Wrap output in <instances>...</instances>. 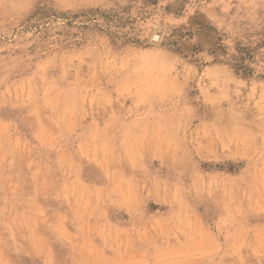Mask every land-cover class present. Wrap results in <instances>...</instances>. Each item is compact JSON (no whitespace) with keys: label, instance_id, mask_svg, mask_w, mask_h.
Segmentation results:
<instances>
[{"label":"rangeland","instance_id":"1","mask_svg":"<svg viewBox=\"0 0 264 264\" xmlns=\"http://www.w3.org/2000/svg\"><path fill=\"white\" fill-rule=\"evenodd\" d=\"M0 264H264V0H0Z\"/></svg>","mask_w":264,"mask_h":264}]
</instances>
